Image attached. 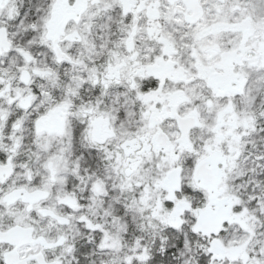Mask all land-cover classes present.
I'll return each instance as SVG.
<instances>
[{"label": "snow or ice", "instance_id": "6c2138e0", "mask_svg": "<svg viewBox=\"0 0 264 264\" xmlns=\"http://www.w3.org/2000/svg\"><path fill=\"white\" fill-rule=\"evenodd\" d=\"M0 264H264V0H0Z\"/></svg>", "mask_w": 264, "mask_h": 264}]
</instances>
